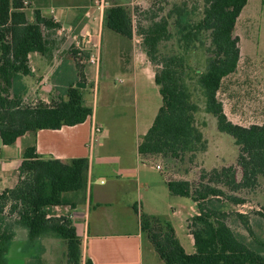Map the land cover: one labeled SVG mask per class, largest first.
I'll return each instance as SVG.
<instances>
[{
	"label": "trees",
	"instance_id": "1",
	"mask_svg": "<svg viewBox=\"0 0 264 264\" xmlns=\"http://www.w3.org/2000/svg\"><path fill=\"white\" fill-rule=\"evenodd\" d=\"M249 1L203 0L204 16L194 25L182 21L184 8L176 4L168 15L152 19L140 30L145 52L155 67V81L163 103L139 144V152L179 158L187 151L206 150L207 140L196 116L200 104L189 87L186 62L195 56L193 53L199 48L195 43L200 42L202 31H207L212 46L209 50L213 54L207 57L203 69L193 70L203 93L206 112L214 115L218 129L231 135L239 146L237 166L241 169V178H238L235 165L225 166L221 171L215 169L216 177L211 178L233 191L254 188L259 177H264V124L243 126L234 123L218 97L224 78L238 68L241 49L235 27ZM25 7L24 0H0V136L5 144L14 143L30 131L83 123L93 114V109L84 105L81 89L75 86L67 89V100L61 98L50 104L42 101L34 105L24 103L26 88L21 85L20 77L33 74L29 54L35 51L46 53L45 31L58 27L53 20L39 13L36 20L30 22ZM104 21L116 33L129 39L134 37V18L126 5L111 3L105 10ZM174 23L180 33V53L163 55L161 44L173 36L171 26ZM16 85L21 86L20 90ZM89 167L87 157L69 161L45 159L37 153L35 143L26 149L18 184L0 193V264H8V252L15 237V227L7 224L6 208L10 209V214L18 215V224L28 231L24 251L32 248L39 237L53 235L67 243V264H82V242L72 217L49 216V207H75L74 198L69 194L86 192ZM209 175L204 172L201 178ZM168 187L172 194L192 197L197 202L199 212L189 226L196 250L186 252L169 223H166V232L152 233V218L144 216V231L162 260L167 264H264V255L250 248L227 223L226 212L211 210L202 203L210 196L224 195L222 188L208 184L198 188L188 180H169ZM230 199L243 202L233 196ZM238 216L245 218L241 213ZM244 223L251 233L247 220ZM29 264L44 262L40 256H34ZM85 264L94 263L88 258Z\"/></svg>",
	"mask_w": 264,
	"mask_h": 264
},
{
	"label": "crops",
	"instance_id": "2",
	"mask_svg": "<svg viewBox=\"0 0 264 264\" xmlns=\"http://www.w3.org/2000/svg\"><path fill=\"white\" fill-rule=\"evenodd\" d=\"M142 1L145 0H138L136 4ZM24 3L30 22H34L39 13L58 25L55 29L45 31L48 41L47 52L35 51L29 54L33 74L20 77L21 85L26 88L24 100H30L33 104L40 101L50 104L60 92L59 88L78 87L77 83L80 82L85 84V87H78L81 89L84 105L91 107L93 114L85 122L77 125L27 132L12 144H5L0 136V193L18 184L26 149L34 143L37 153L45 159L59 158L69 161L87 157L90 167L87 190L80 194L84 196L83 200L78 202V193H70L76 203L75 207L70 205L49 207V216L72 217L82 242V264H85L88 258L94 264H146L145 245L152 242L144 231V216L158 219L164 224L169 223L185 248L176 223L171 220L167 222L164 217L161 219L160 212L152 207L148 199L154 195L159 201V207H165L167 204L172 209V217L177 218L181 216L182 210L173 205L177 203H172L176 201L175 199L169 202L167 198L179 195L171 193L168 181L188 180L193 184L196 176L193 173L194 169L184 168L183 175L176 177L174 172L175 177L168 178V172L173 174L171 165L175 158L161 153L139 152V144L160 109L155 102L157 101L155 91L161 95L155 81V67L146 52L139 50L138 43L143 39L142 35L137 33L135 28L134 37L129 39L122 35L124 39L108 28L104 21L107 0H24ZM106 32L109 36L108 41L113 42L114 49L104 58L101 47ZM83 36H89L92 43L100 46L99 65L83 63L79 59L74 42ZM239 46L242 49L241 38ZM112 72H120L124 75L123 79L128 80V85L121 90L124 98H129L125 99L131 102L134 114L131 113L127 117L113 114L109 121H100L89 98L90 86L94 84L96 90V84L101 80L107 86V79ZM123 79H120L121 82ZM62 95V98L68 99L67 91ZM113 110L115 109L111 108L109 113H114ZM229 119L243 126L264 124L263 121L246 125ZM94 123L102 126L97 143L90 142ZM208 145L207 155L211 150V143ZM161 163L165 164L166 170ZM200 168L205 169V164ZM152 171L163 172L164 179L151 178ZM194 203L197 206V202ZM191 208L193 213L186 217V227L188 218L199 212L196 207ZM187 230L190 249L185 250L194 253L196 250L194 238L188 227ZM14 231L15 237L8 252V264H29L34 256H40L44 264H67V243L64 239L43 235L32 248L24 251L28 231L21 225H17ZM152 249H155L154 245ZM151 263L156 264L155 260H151Z\"/></svg>",
	"mask_w": 264,
	"mask_h": 264
},
{
	"label": "rangeland",
	"instance_id": "3",
	"mask_svg": "<svg viewBox=\"0 0 264 264\" xmlns=\"http://www.w3.org/2000/svg\"><path fill=\"white\" fill-rule=\"evenodd\" d=\"M138 0H111L108 6L113 2H119L126 5L131 11L134 18V25L137 33L143 26L150 24L152 19L161 18L171 12L174 5L178 4L184 8L182 21L191 25L197 24L204 16V2L203 0H145L140 4H136ZM140 1V0H139ZM134 2V3H133ZM146 7H143V6ZM175 15L171 20L174 22ZM176 23L172 24L171 30L173 36L170 40L164 41L161 44L160 52L163 55H173L180 53L181 42H179L180 33ZM112 32V31H111ZM120 38L122 35L115 33ZM235 34L241 38V59L238 64L237 71L224 78L221 89L218 93L219 99L223 102L225 111L229 118L237 122L249 125L255 122L264 121V0H250L243 10V14L237 20L235 27ZM109 36L105 33L103 40V47H101V54L104 58L113 51V42L108 41ZM125 39V38H124ZM134 42H137L134 40ZM202 42V44H200ZM138 43V42H137ZM199 47L196 53H193L197 58L190 57V62L187 61L188 68V84L193 92L194 99L200 104V111L197 113V120L200 128L204 132L205 139L211 143V150L207 155L206 150H198L195 152L187 151L181 153L179 158L173 160L171 169L173 174L168 172V178L173 179L183 175L182 169L187 168L193 170L196 180L193 183L194 187L201 188L204 184L222 188L224 195L210 196L204 202L206 208L211 210L226 212L228 217L227 223L235 231L237 236L248 244L250 248L264 255V177L260 176L257 186L254 188H246L238 191H233L229 186L223 185L220 182L212 181L215 178L214 170L221 171L225 166H237L239 157V146L235 143L234 138L228 133L222 132L218 129L217 120L212 114H208L205 110V103L203 93L195 80V70L203 69L206 65V59L213 53L209 50L211 48L210 33L202 31L200 34V42L195 43ZM139 50L145 51L143 46V39L138 43ZM137 46V47H138ZM77 57V56H76ZM191 64V68L189 64ZM103 64V63H102ZM192 77V79H191ZM124 75L120 72H112L109 76L108 85L105 86L103 81L97 83V88L94 90V84L90 86V96L93 103V108L96 111L98 120L109 121L114 114L118 117L129 116L134 114L131 102H128V97L124 98L123 90L128 85V80L123 79ZM120 79H123L121 82ZM20 90V85H16ZM147 86V81H145ZM93 87V88H92ZM58 95L53 99L57 101L62 98V93H66L67 89L59 88ZM150 93V90H148ZM157 98L158 109L162 105V97L155 91ZM129 99V98H128ZM25 104H33L30 100H24ZM34 105V104H33ZM113 108L114 113L110 114L109 110ZM124 122V121H123ZM126 122V121H125ZM119 123V122H118ZM117 123V124H118ZM120 127V126H119ZM126 128V127H125ZM163 169L166 170L165 164ZM192 164V165H191ZM205 164V169L200 168ZM223 165V166H222ZM238 167V166H237ZM209 170H207V169ZM238 178H241V169L238 167ZM175 172V174H174ZM204 172H208L207 178H201ZM170 174V175H169ZM165 174L160 171H152L151 178L163 180ZM78 194V202L82 201L84 196ZM230 196L241 198L243 202L236 203L230 199ZM152 207L160 212L159 217H164L176 223L178 227L179 237L185 248L190 249V239L188 237L189 226L193 224V217L188 218L186 227V217L193 213L191 206L199 211L198 205L194 203L192 198L188 197H168L167 200H176L175 207L182 210L181 216L177 218L172 217V209L166 204L165 207H159V201L154 195L148 198ZM9 208H6L5 217L9 227H16L18 224V215L10 214ZM244 214L245 218H240L238 214ZM153 219V218H152ZM162 219V218H161ZM248 222L252 232L250 233L246 228L244 221ZM151 232L159 234L166 232L168 227L162 222L153 219ZM168 222V221H167ZM181 223V224H180ZM182 225V226H181ZM191 232V230H190ZM147 240V239H146ZM147 242V241H146ZM151 243V242H150ZM153 245L148 242L145 245V259L146 264H152L151 260H155L156 264H166L159 256L157 251L152 249ZM15 250V249H14ZM14 250L12 251L14 253ZM14 257L12 262L14 263ZM64 262V259L62 260ZM48 264V263H47Z\"/></svg>",
	"mask_w": 264,
	"mask_h": 264
},
{
	"label": "built area",
	"instance_id": "4",
	"mask_svg": "<svg viewBox=\"0 0 264 264\" xmlns=\"http://www.w3.org/2000/svg\"><path fill=\"white\" fill-rule=\"evenodd\" d=\"M74 48L77 50L78 57L83 63L86 62L93 65H99L100 46L92 43L89 36H83L81 39H77L74 42ZM101 133L102 126L98 123H94L92 126L90 142L97 143L100 139Z\"/></svg>",
	"mask_w": 264,
	"mask_h": 264
},
{
	"label": "water",
	"instance_id": "5",
	"mask_svg": "<svg viewBox=\"0 0 264 264\" xmlns=\"http://www.w3.org/2000/svg\"><path fill=\"white\" fill-rule=\"evenodd\" d=\"M77 86H78V87H85V84L79 82V83H77Z\"/></svg>",
	"mask_w": 264,
	"mask_h": 264
}]
</instances>
